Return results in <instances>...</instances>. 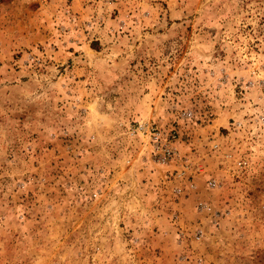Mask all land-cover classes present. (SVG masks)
Listing matches in <instances>:
<instances>
[{"label":"rangeland","instance_id":"obj_1","mask_svg":"<svg viewBox=\"0 0 264 264\" xmlns=\"http://www.w3.org/2000/svg\"><path fill=\"white\" fill-rule=\"evenodd\" d=\"M0 264H264V0H0Z\"/></svg>","mask_w":264,"mask_h":264},{"label":"built area","instance_id":"obj_2","mask_svg":"<svg viewBox=\"0 0 264 264\" xmlns=\"http://www.w3.org/2000/svg\"><path fill=\"white\" fill-rule=\"evenodd\" d=\"M154 137L156 138L157 136H156V133H154ZM154 140H156V139H154ZM173 151H172V149L171 148H169V147H164V148H162V150H161V153H160V159L161 160H165L166 158H168L169 156H170V154L172 153ZM159 157V156H158ZM241 163H244V162H238V165H241Z\"/></svg>","mask_w":264,"mask_h":264}]
</instances>
